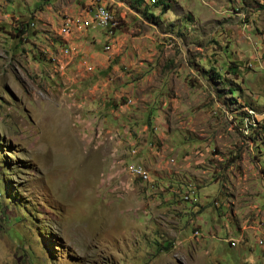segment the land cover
Instances as JSON below:
<instances>
[{"label": "rangeland", "instance_id": "obj_1", "mask_svg": "<svg viewBox=\"0 0 264 264\" xmlns=\"http://www.w3.org/2000/svg\"><path fill=\"white\" fill-rule=\"evenodd\" d=\"M91 1L0 0V264H264V0Z\"/></svg>", "mask_w": 264, "mask_h": 264}, {"label": "trees", "instance_id": "obj_2", "mask_svg": "<svg viewBox=\"0 0 264 264\" xmlns=\"http://www.w3.org/2000/svg\"><path fill=\"white\" fill-rule=\"evenodd\" d=\"M139 1H142V0H139ZM99 5H100V4H99ZM155 5L158 6L159 3H155ZM164 7L168 9V8H169V4H165ZM109 9H110V8H109ZM92 10H93V11H91V14H92V16H93L94 12L96 11V7L93 8ZM28 26H29V24H28ZM18 31L21 32L22 35H26V33H27V32H26V29H24V27H20ZM106 34L108 35V32H107V31H106ZM232 91L235 92L234 89H232ZM253 127H256V125H255V126H254V125H250V126H249L250 129L253 128ZM187 197H188V196H187ZM164 247L167 249V248H168V245H167V246H164Z\"/></svg>", "mask_w": 264, "mask_h": 264}, {"label": "bare ground", "instance_id": "obj_3", "mask_svg": "<svg viewBox=\"0 0 264 264\" xmlns=\"http://www.w3.org/2000/svg\"><path fill=\"white\" fill-rule=\"evenodd\" d=\"M99 5V4H98ZM108 15H110L109 14V12H107V10L105 11L103 8L101 9V11H100V14H99V16H98V18L99 19H113V17L111 16L110 18H108ZM63 22V21H62ZM62 22H61V28H62ZM102 22H108V21H102ZM91 23H94L95 24V26L96 27H98L97 26V24L95 23V21H94V17L92 16V20H91ZM99 28H101V27H99ZM109 36V35H108ZM110 37V36H109ZM187 197V196H186Z\"/></svg>", "mask_w": 264, "mask_h": 264}, {"label": "built area", "instance_id": "obj_4", "mask_svg": "<svg viewBox=\"0 0 264 264\" xmlns=\"http://www.w3.org/2000/svg\"><path fill=\"white\" fill-rule=\"evenodd\" d=\"M102 7H106V6H102ZM102 21H110L111 22V19H99V22H102ZM117 25L118 24H111V27H116ZM248 111H249V113H252V110H248ZM139 171H147V169L143 168ZM228 241H230L232 243V245H236V243H237L236 239H233V238H229ZM260 243H262V242L260 241Z\"/></svg>", "mask_w": 264, "mask_h": 264}, {"label": "crops", "instance_id": "obj_5", "mask_svg": "<svg viewBox=\"0 0 264 264\" xmlns=\"http://www.w3.org/2000/svg\"><path fill=\"white\" fill-rule=\"evenodd\" d=\"M96 0H93V1H91L90 3H94ZM112 1H114V0H112ZM100 4H105L104 2H102L101 1V3ZM90 13V12H89ZM95 13V12H94ZM94 15V14H93ZM88 17H90L91 19L90 20H92V14L91 15H89ZM89 21V20H88ZM110 29H113L112 31H110ZM108 31H109V33H111V34H113L114 33V28L113 27H111V26H108ZM240 241V240H239Z\"/></svg>", "mask_w": 264, "mask_h": 264}]
</instances>
